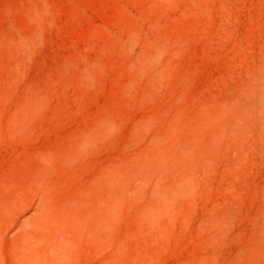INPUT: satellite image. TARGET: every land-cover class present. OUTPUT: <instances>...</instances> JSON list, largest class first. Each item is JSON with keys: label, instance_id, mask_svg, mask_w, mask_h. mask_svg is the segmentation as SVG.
<instances>
[{"label": "rangeland", "instance_id": "374dc122", "mask_svg": "<svg viewBox=\"0 0 264 264\" xmlns=\"http://www.w3.org/2000/svg\"><path fill=\"white\" fill-rule=\"evenodd\" d=\"M0 264H264V0H0Z\"/></svg>", "mask_w": 264, "mask_h": 264}]
</instances>
